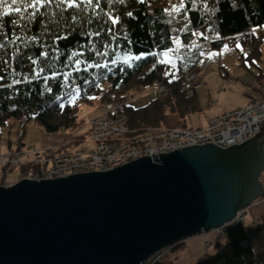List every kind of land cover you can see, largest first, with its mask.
I'll return each instance as SVG.
<instances>
[{
  "label": "trees",
  "instance_id": "16d2710c",
  "mask_svg": "<svg viewBox=\"0 0 264 264\" xmlns=\"http://www.w3.org/2000/svg\"><path fill=\"white\" fill-rule=\"evenodd\" d=\"M72 4L73 0L0 4V138L10 122L34 121L51 136L71 133L66 140L84 149L80 146L89 139L72 136L84 123L79 121L80 105L96 107L110 94L118 101L128 100L119 110L130 129L125 138L163 127L173 115L186 128L188 118L202 111L197 90L184 87L202 60L204 45L214 51L229 47L239 54L238 49L247 51L254 45L253 31L264 26V0ZM168 52L176 55V76L164 62ZM159 83L168 91L134 105V91ZM8 141L11 148L14 141ZM17 142L15 148L26 147L21 139ZM1 170L0 183L12 171ZM227 236L226 244L218 242L213 253L195 264H264V221L245 229L231 227Z\"/></svg>",
  "mask_w": 264,
  "mask_h": 264
},
{
  "label": "water",
  "instance_id": "95a60500",
  "mask_svg": "<svg viewBox=\"0 0 264 264\" xmlns=\"http://www.w3.org/2000/svg\"><path fill=\"white\" fill-rule=\"evenodd\" d=\"M109 171L0 186V264H141L264 197V127Z\"/></svg>",
  "mask_w": 264,
  "mask_h": 264
},
{
  "label": "rangeland",
  "instance_id": "374dc122",
  "mask_svg": "<svg viewBox=\"0 0 264 264\" xmlns=\"http://www.w3.org/2000/svg\"><path fill=\"white\" fill-rule=\"evenodd\" d=\"M253 34L256 37L254 45L247 51L244 48L238 49L240 52L239 54H236L237 51L229 47L222 48L219 51H214L208 50L206 44L204 45L206 48L202 53V60L188 77L185 86L187 85V83H189V86L190 84H192V82L196 84L199 83V85L201 83L202 85L201 87L199 85L196 87L193 86L191 88H188V86L186 88L184 87V91L197 90L202 111L191 115L188 118V127L183 129L187 130L190 128H203L207 126L208 122L211 119H220L228 113L236 111L240 112V109L246 107L248 103L252 102L253 100L259 99L260 93L258 86L264 80V26L255 29L253 31ZM198 36L201 37V34H198ZM256 45L258 46V48H255ZM255 49H257V52H253ZM126 61L131 62V58H128ZM164 62L171 68L172 74L174 76L179 73L178 62L174 52L166 53L164 55ZM162 86L166 87L164 83L162 84ZM156 88L157 87L155 85L153 87L140 90V93L139 89L134 91L131 101L135 100V106L145 104L155 95V92L158 93L156 91ZM108 98L109 96H107L104 101L98 103L96 107L80 105L79 121H83L84 123L82 125H79L80 127L75 128V130L73 131L74 135L72 134V136L79 137L82 140L89 139L87 143L82 144L80 147H83L84 149L94 148L91 147L93 146V143L90 142L89 137L90 130L93 129L91 124L92 121H90L91 119H107V116L111 120H116L119 117L117 114V109H114L115 112L112 110L113 107H111V104H109L110 99ZM115 99L117 100L115 101L116 103H118L117 105L122 104V106L126 103V101H128H118L116 95ZM165 127L170 129L182 128L180 127L179 117L177 115L169 117L165 121ZM2 134V137L5 140V144L7 146L9 145L8 139L14 141L12 148L15 144L18 143L17 141L21 139L24 145H26V147H24V150L29 147V150L27 149V152L31 153V155H29L28 153L25 157H23L24 162L27 160L31 162L35 160L41 161L42 167H46L48 164L46 163L47 160L43 158L40 159L38 152L44 151L46 149L59 150L60 144L69 143V141L66 139L71 133H62L64 134L63 138H60V136L57 134L52 135L54 136L52 137L50 134H47L46 131L36 122L32 121L26 123V121L21 120L10 122L5 128H3ZM119 140H121L119 137H115L112 140L108 139L107 143L109 144L112 142H118ZM5 150L6 146H0V153L4 152ZM57 150H54L53 155H56ZM60 154H62L61 151ZM113 159H115V161L109 163ZM109 160L110 161L107 163V167H104L98 171L90 172L109 171L120 165H123H115L118 164L120 160V157L118 155L116 156V158H109ZM86 161L87 157L85 156L82 158H76L72 162L75 164L78 162L84 163ZM61 167L62 170L65 171L63 172V177L70 176V170L73 167L70 164L61 165ZM37 169H39V167ZM0 171L2 172L4 170H1L0 168ZM40 177H32V175L26 173L24 170L17 171V169H14L6 174V177L0 183V186L10 187L23 179H33L39 181L41 179L48 178V176L46 177L44 175H42L41 178ZM259 180L264 188V172L262 173ZM238 214L242 215L243 218H237ZM263 221L264 197L258 198L250 206L240 209L236 217L232 221L224 224L223 235H218L220 234L218 232H215L213 234L209 233L207 235L201 234V238H196L189 241L188 243H185L184 245L178 246L173 251L172 246H167L161 249L159 253L156 252V255L150 257L148 262L149 264H151L150 261L156 259L157 256H168L170 254L167 259L163 257L164 259L162 262H164L165 264H195L200 259H204L205 256L207 257V255L205 254L213 253L215 245L218 242H220L221 244H226L228 242L227 234L228 230L231 227L233 228L236 226H242L245 229L247 227L259 225ZM216 235H218L221 239L216 238ZM144 264L148 263L145 262Z\"/></svg>",
  "mask_w": 264,
  "mask_h": 264
},
{
  "label": "built area",
  "instance_id": "2783aa9c",
  "mask_svg": "<svg viewBox=\"0 0 264 264\" xmlns=\"http://www.w3.org/2000/svg\"><path fill=\"white\" fill-rule=\"evenodd\" d=\"M162 84L156 85V91L160 94L167 92V87L162 86ZM198 85L199 83L192 82L188 88ZM201 85L200 83L199 86L201 87ZM258 88L260 93L259 99L248 103L246 107L240 109V112H231L223 118L211 119L205 128H190L185 130L183 128L170 129L163 126L147 129L145 132L130 138H125L129 134L130 129L125 116L119 113V108L122 104L117 105L115 95L112 94L109 96V104L113 107L112 110L114 112L117 109L119 117L116 120H111L106 116L107 119H94L91 122L93 129L90 130L89 137L90 142L93 143L91 147L94 148H77L72 146V141H69L67 144L63 143L59 150L46 149L38 152L39 158L47 160L46 163H48L46 167H42L41 161L35 160L31 162L27 160L24 162L23 157L29 153L27 149L24 150L23 147L9 148L5 144V140L0 138V146H6V150L0 153V168L6 167L11 170H20L24 165L27 166L32 163L37 168L39 167L35 171L36 176L42 177L44 175L48 176L47 179H56L63 177V172L65 171L62 170L61 165L65 164H70L73 167L70 170V175H73L101 170L107 167V163L110 161L109 158H116L117 155L120 157V160L115 165L126 164L129 161L140 158V156H150L153 160L152 155L157 156L161 153H171V151L175 152V149L180 150L193 145L202 146L207 143H213L223 149L229 148L232 145H239L255 136L256 133L260 132V128L264 127V80ZM115 137H119L121 140L107 143L108 139L112 140ZM54 150H57L56 155H53ZM60 151L62 154H60ZM85 156L87 157V161L84 163L78 162L74 164L72 162L76 158ZM114 161L115 159L109 163ZM237 218H243V216L238 214ZM223 227L217 232L222 234L224 232Z\"/></svg>",
  "mask_w": 264,
  "mask_h": 264
},
{
  "label": "bare ground",
  "instance_id": "6f19581e",
  "mask_svg": "<svg viewBox=\"0 0 264 264\" xmlns=\"http://www.w3.org/2000/svg\"><path fill=\"white\" fill-rule=\"evenodd\" d=\"M110 98V97H109ZM108 98V99H109ZM90 123V122H89ZM80 127V126H79ZM206 127V126H205ZM205 127H203V128H205ZM72 142H74L73 140H72ZM137 144V143H136ZM138 146H140L139 144H137ZM141 147V146H140ZM126 155V154H125ZM140 157H143V156H140ZM154 161V160H153ZM130 162V161H129ZM154 162H156V161H154ZM30 169V166L28 165V166H25L24 168H21L20 170H24L26 173H29L30 175H32V177L33 176H36V172L35 171H30L29 170ZM29 180H33V179H29ZM53 180V179H52ZM224 226V225H223ZM223 226H221V227H223ZM221 227H217V228H215V229H212L211 231H209V232H203V233H201V234H203V235H207V234H209V233H215V232H217L218 230H220L221 229ZM201 234H197V235H194V236H190V237H185V238H182V239H180V240H178V241H176L173 245H169V246H172L173 248H172V251L173 250H175L178 246H181V245H184L185 243H188L189 241H191V240H194V239H196V238H201L202 236H201ZM218 235H223V233L222 234H218ZM218 235H216L215 237L216 238H218V239H221ZM171 251V252H172ZM157 253H159V251L157 252ZM156 253V254H157ZM156 254H154V255H156ZM154 255H152V256H154ZM205 255H209V254H205ZM151 256V257H152ZM170 256V254L168 255V256H166V255H163V256H157V258L156 259H153V260H151L150 262H151V264H158L159 263V261H160V263H164V262H162L163 261V257H165L166 259L168 258ZM205 258H206V256H205ZM150 259V258H149ZM149 259H147L146 261H144V263L146 262V263H148L149 264V262H148V260ZM144 263H142V264H144Z\"/></svg>",
  "mask_w": 264,
  "mask_h": 264
},
{
  "label": "snow or ice",
  "instance_id": "6c2138e0",
  "mask_svg": "<svg viewBox=\"0 0 264 264\" xmlns=\"http://www.w3.org/2000/svg\"><path fill=\"white\" fill-rule=\"evenodd\" d=\"M7 0H0V4H4L6 3ZM17 2V0H11V3L14 5L15 3ZM40 3V0H36V4H39ZM74 3H75V0H73V4L70 5V6H74ZM29 7H35V5H32V4H29L28 5ZM17 12L20 11V9H16ZM113 23H115V21H113ZM135 59H140V57H135Z\"/></svg>",
  "mask_w": 264,
  "mask_h": 264
}]
</instances>
